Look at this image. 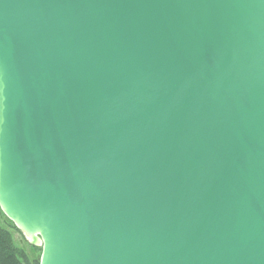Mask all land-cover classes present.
I'll return each instance as SVG.
<instances>
[{
    "label": "water",
    "instance_id": "water-1",
    "mask_svg": "<svg viewBox=\"0 0 264 264\" xmlns=\"http://www.w3.org/2000/svg\"><path fill=\"white\" fill-rule=\"evenodd\" d=\"M0 208L40 264H264V0H0Z\"/></svg>",
    "mask_w": 264,
    "mask_h": 264
},
{
    "label": "trees",
    "instance_id": "trees-1",
    "mask_svg": "<svg viewBox=\"0 0 264 264\" xmlns=\"http://www.w3.org/2000/svg\"><path fill=\"white\" fill-rule=\"evenodd\" d=\"M0 212L3 214L1 208ZM12 224L13 229L16 232L18 231L20 234H22V231L17 228L13 222ZM24 241V243H26L30 248H33L37 251L39 250V252L42 251V247L39 248L38 246L30 244L25 237ZM40 259L41 258L38 259L31 255L22 246H19L16 243L13 233L10 229L0 226V264H40Z\"/></svg>",
    "mask_w": 264,
    "mask_h": 264
},
{
    "label": "rangeland",
    "instance_id": "rangeland-1",
    "mask_svg": "<svg viewBox=\"0 0 264 264\" xmlns=\"http://www.w3.org/2000/svg\"><path fill=\"white\" fill-rule=\"evenodd\" d=\"M2 211V210H1ZM3 212V211H2ZM12 222L10 219L7 218V216L3 213L0 212V226L4 227V228H7V229H10L13 233V236L15 238V241L16 243L19 245V246H22L24 249H26L31 255H33L34 257L36 258H41V252H39V250H35L33 248H30L26 243H24V237L25 235L23 234H20L18 231L16 232L13 227H12ZM24 236V237H23ZM26 238V237H25ZM27 239V238H26ZM28 240V239H27ZM29 242V241H28ZM39 248H41L42 246L39 245L38 246Z\"/></svg>",
    "mask_w": 264,
    "mask_h": 264
}]
</instances>
